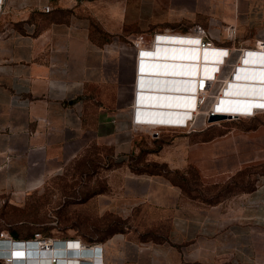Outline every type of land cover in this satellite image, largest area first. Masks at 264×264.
<instances>
[{"label":"crops","instance_id":"0c3cea01","mask_svg":"<svg viewBox=\"0 0 264 264\" xmlns=\"http://www.w3.org/2000/svg\"><path fill=\"white\" fill-rule=\"evenodd\" d=\"M196 26L215 47L235 49L229 57L234 68L226 70L230 75L243 52L264 50V0H5L0 199L42 189L69 168L85 176L99 161L106 184L117 189L124 220L151 207L164 236L158 242L143 240L140 230L126 228L96 243L103 264H264V123H258L264 122V112L240 118L257 123L248 131L206 141L176 129L186 135L148 153L147 162L164 165L168 173L186 176L187 169H195L204 185L224 184L253 169L254 184L242 197L205 204L185 196L170 176L144 174L143 164H110L113 158L138 156L141 134L159 138L132 123L133 81L144 58L138 55L152 50L134 44L155 36L185 39ZM227 26L237 29L234 42L224 40ZM258 100L264 99L252 103H263ZM241 201L250 206L241 207Z\"/></svg>","mask_w":264,"mask_h":264},{"label":"rangeland","instance_id":"374dc122","mask_svg":"<svg viewBox=\"0 0 264 264\" xmlns=\"http://www.w3.org/2000/svg\"><path fill=\"white\" fill-rule=\"evenodd\" d=\"M210 59L207 63H209ZM245 59L246 60L243 61V66L257 63L253 62L254 60L251 58ZM259 64L261 63L259 62ZM205 65L197 68L202 70ZM239 65L242 66L241 64ZM188 70L189 69H187V71L183 69L177 70L174 76L178 78H190V70ZM253 79V76H246V74L240 71L237 81L247 82ZM135 80L136 78H134V83ZM177 80H180L179 89H183L182 84H184L185 80ZM230 80L233 81L232 79ZM242 85L245 87H243L244 90L241 89L239 91L240 93H238L236 86L231 85L226 87L225 92L220 95V98H222L224 102L221 104L218 103L219 105L217 104L218 107L215 108L216 113L222 114L233 110L235 111L234 108L240 107V111L248 115L251 109L264 106L259 103H252V100H248L252 97V94L253 96L254 94L260 93L264 95V92L260 91L261 89L250 93L248 90L249 84ZM149 89L152 90L150 87ZM175 89L176 87L166 90L175 93ZM236 96L246 97L247 100H237L235 99L237 98ZM149 103L151 106H159L162 109L167 108L168 110H165L164 114L161 115L162 113L156 111L150 112L141 108L147 115L154 117L172 115V118H175V120L178 118L177 116L180 113L179 110H183L185 106V103L179 105L173 104L174 106L166 107H162L165 102L160 104L157 103V105L155 103L152 104V102ZM144 105H142V107ZM255 124L257 123H250L248 120L242 119H224L205 129H198L192 134L194 135V141H206L234 130L246 132L250 128L255 127ZM183 131L173 130L168 133H161L158 139L151 138L148 134H141L142 141L140 143L142 148L138 156L130 157L123 161H121L120 158H118V160L113 158V162H107V164L110 163L114 166L121 163H129L130 165L143 164L144 169L143 167L142 169L145 170L144 174H163L165 176H170L172 182L180 185L185 196L193 197L205 204L215 203L232 196H235V198L239 196L242 197L244 193L251 191L256 173L250 168L245 169V171L237 174L224 184L204 185L200 182L199 175L195 169H187L185 176V173H168L164 165L153 166L151 163L147 162L149 158L148 153L155 152L156 147L162 144H168L169 141L174 138L185 136L186 134ZM144 138L148 139V141H144ZM102 167L103 166L98 161L95 166H91L92 172L85 174V176H79L77 174V169H75L76 171L74 172L72 168H69L62 176L52 179L42 189L28 192L26 195L20 197H12L10 195L2 196L0 199V238H2L0 239L2 240L0 244L1 248L4 249L2 251L8 255L9 252H7V250L9 246H11V241L24 242L35 239H40L42 243L59 244L58 242L79 240L84 243L94 244L105 241L113 235L124 234L126 228L133 231L140 230V239H147L155 242L161 241L164 236L160 235L162 233L158 224L160 218L158 214H154L151 207L137 210L133 218L124 220V211H120L122 208L119 203L120 199L116 197L117 189H112V187L106 184L103 178L104 174L102 172ZM112 180L114 181L113 184L119 185L118 180ZM104 194H107L109 197ZM104 201H108L107 204ZM241 202L240 205L243 208L247 209V206H250L249 203L245 201ZM199 207L206 208L205 205H200ZM161 229L165 230V226H161ZM30 245H34V247H30ZM26 246L29 251L27 253L17 252L16 254L18 257L24 258L31 254L37 256V254H34L35 251H33L32 248L34 249L37 247L38 249L39 245L28 244Z\"/></svg>","mask_w":264,"mask_h":264},{"label":"built area","instance_id":"2783aa9c","mask_svg":"<svg viewBox=\"0 0 264 264\" xmlns=\"http://www.w3.org/2000/svg\"><path fill=\"white\" fill-rule=\"evenodd\" d=\"M5 0H0V13H1V7ZM45 12H49L50 8L44 7ZM207 36V32L205 29L201 28L200 26H196L190 33L183 35L182 37L193 41L195 43L196 48H200L204 51L209 52L210 56L212 57V61L207 64L206 66V75L195 77L194 84H193V95H190L191 98H188L187 100V110L185 112H189V115L183 122H179L176 124V121L174 118H172V115H166L165 117H154L147 115L143 110H141V107L139 103H137V98L140 95V88L136 86V82L139 77L135 80V99L133 102V110H132V123L137 128H150L152 129L151 133L155 137H160L161 128H168L172 130L176 129H182L187 133L196 132L198 129H205L209 127L210 125L217 123V122H209V117L213 115H222L216 113L214 111V107H216L215 102L217 98L220 97V95L225 92L226 87L229 85L228 80L230 78L235 77V73L239 70L238 67L235 68V72L226 75V70L232 67V65L229 63V57L230 55L235 51L234 48H222V47H215L214 44L211 41H205L204 38ZM237 36V29L234 26H227L223 28V37L224 40L227 42H234L236 40ZM160 37L155 36L152 41L150 42H143L142 40H138L134 46L139 48H148L150 49L153 43L157 44V39ZM155 44V45H156ZM261 49H264V45H261ZM141 51V50H139ZM147 51V50H146ZM249 51H246L242 53V55L247 54ZM146 53H143L142 51L139 52V57L143 56ZM142 60L138 61V68L137 73H140L141 66H142ZM234 67H232L233 69ZM140 76V75H138ZM139 100V98H138ZM220 102L222 100H219ZM260 102H263L264 100H258ZM236 109V108H235ZM264 112V110H255L250 115L246 116L245 114L241 115H224L225 120H239L240 118H253L258 113ZM180 117H184L183 115H180ZM2 239V238H0ZM2 240H0L1 242ZM12 244L15 243H21V244H36L39 245V247H51L47 246V242H40V239H35L32 241H24V242H17V241H11ZM62 247L65 248L66 244H74L76 245L75 248L70 249L72 251V254L74 256H77L78 259H76L78 264H103L102 262V250L98 249V245L96 243L90 244V243H84L79 240H68L61 242ZM1 244H0V263L1 264H11V258L10 253L6 255L1 250ZM34 254H37V247L34 249ZM63 251H59L57 254L53 255L51 264L57 263L56 260L58 259H64L67 255L64 249ZM71 253V252H70ZM69 254V253H67ZM79 256V257H78ZM86 259H92L91 262H87ZM86 261V262H82Z\"/></svg>","mask_w":264,"mask_h":264},{"label":"bare ground","instance_id":"6f19581e","mask_svg":"<svg viewBox=\"0 0 264 264\" xmlns=\"http://www.w3.org/2000/svg\"><path fill=\"white\" fill-rule=\"evenodd\" d=\"M157 40H158L157 42H162V44L153 43L151 46L152 50L150 51L152 53H150L147 50V53L144 54L143 56L144 57L152 56V57H157L159 59L162 58L161 60L172 61V62H162V63H165V67L169 66V68L172 67V69L171 70H165V69H162L160 67L159 68H153V69H151L149 67L147 68V65L150 63V61L144 60V58H143V60H142L143 63H142L140 74H139L140 76H138L139 78L137 80V85L139 83V85H140L139 87H140V91H141L140 95H139V100H141V102H140L141 106L140 107L142 109L148 110L150 112L156 111L158 113H162L161 115H163L164 111L168 110L167 108L162 109L159 106H151V104L149 103V102H152V104L155 103L157 105V103L160 104L163 102H155V101H151V100L150 101H147V100L144 101L145 94L142 92V89H146V86H147V89H146L147 91L167 93V94L161 95V97L166 99V102H167V103L165 102L162 107L174 106V105H179L181 103H185L183 110H179L180 112L183 113L184 117H182L181 120H175V118H174V120L176 121V124H177L179 122H183L187 118V116L189 115V112H185V111L188 108L187 107L188 106L187 100H188V98H191L190 95H193V84H194L193 79L197 76L200 77V76L206 75V69L196 71V68L207 64V61L210 58L211 59L209 62H211L213 59L210 56L209 52L204 51L200 48H196L195 46L191 47V45L195 44L193 41H189L187 39H181V38L170 39V40L159 38ZM165 41H166V43H165ZM162 49H167V50H162ZM263 51L264 50L259 51V52H250L249 51L247 54L243 55V57L240 60V64L242 66H240V65L238 66V68H241L242 70L239 69L235 73L236 76L233 78H230V79H232L233 81L235 79V81H236L238 79V75H239L240 71H242V73L245 74L246 72H248L252 69H259V72H260L259 76L264 75V53H263ZM245 58H251L254 60L253 62H257V63H251L249 66H243L244 65L243 61L246 60ZM259 62L261 64H259ZM256 67H258V68H256ZM182 69L184 71H187V69H189L190 71L189 70L188 71H189L191 77L190 78H178V77L174 76L175 71L182 70ZM193 70H195V71H193ZM168 71H171V72H168ZM257 73L258 72H256V74ZM252 74H253V72L249 75L252 76ZM142 75H145V76H142ZM259 76L254 77V79L252 81L234 82L238 93H240L239 91L241 89L244 90L243 87H245V86L242 84H249L248 90L250 91V93H253V91H258L260 89H261L260 91L264 92V76H262V77H259ZM177 79L185 80L184 84H182L183 86L181 85L183 87V89L182 88L179 89V86H180L179 81L180 80L178 81ZM186 80H188V81H186ZM190 81L192 82L191 83L192 86H191V88L190 87L188 88ZM233 81L228 80L227 81V82H229L228 86H230L233 83ZM255 81H259V82H257L259 84H252ZM238 85H240V87ZM149 87L152 90H150ZM174 87H176L175 93L166 90V89H168V90L173 89ZM154 95H156V94H154ZM262 95H263V93L254 94V96L252 94V97H250V99H248V100L253 101L254 98L255 99H257V98L264 99V95L263 96ZM152 97H154V96H152ZM236 97L237 98H235V99H237V100H247V98L246 97L244 98L243 96H236ZM219 100H222V98H220V97L217 98V100H216L217 103L215 102L216 107H214V111H215V108H217L218 105L223 102V101L220 102ZM142 105H144L143 107H145V108H157L158 110L145 109L142 107ZM262 105H264V101H263ZM255 110H258V111L264 110V106H262L260 108L251 109L250 114L253 113ZM223 114L228 115V116H230V115L236 116V115H241L244 113L240 111V107H239L238 109H235V111L233 110V111H229L226 113H222V115ZM250 114H248V115H250ZM248 115H246V116H248ZM183 118H185V119H183ZM0 243H2V242H0ZM58 243L59 244L47 243V246H51V247H45L44 245H43V247H38L37 256H33L32 254L28 255V256L24 255L25 256L24 258L17 256V254H16L17 252L27 253L29 251L27 249V246L25 243L24 244H21V243L12 244L11 243L10 244L11 246H9L7 252H9L11 255L10 256L11 264H51L53 255L57 254L59 251H63L62 249H64L67 256L64 259L60 258V259L56 260L57 263H54V264H66V263L69 264V263L77 262L76 261V259H78L77 256H74V254H72V251H70V249L72 250V248H75L76 245L66 244L65 248H64V247H62L63 246L62 243H60V242H58ZM30 247H34V245H30ZM34 249L32 248L33 251H35ZM67 253H69V254H67ZM82 262L84 263L86 261H82Z\"/></svg>","mask_w":264,"mask_h":264},{"label":"water","instance_id":"95a60500","mask_svg":"<svg viewBox=\"0 0 264 264\" xmlns=\"http://www.w3.org/2000/svg\"><path fill=\"white\" fill-rule=\"evenodd\" d=\"M167 49H162V50H167ZM147 57H144V60H149L150 61V63L147 65V68L149 67V68L153 69V68H159L160 67V68L165 69V70H171L172 69V67L169 68V66L165 67V63H162V62H172V61L161 60L162 58L159 59L157 57H152V56H150L148 58ZM256 68H258V67H256ZM252 72H253V74H252L253 77H258L260 75L259 69H252V70L246 72L245 74L249 75ZM256 72H258V73L256 74ZM142 76H145V75H142ZM262 76H264V75H261L259 77H262ZM257 82H259V81H255L252 84H259ZM238 86L240 87V85H238ZM142 92L145 94V96H144L145 98L143 97L144 101L145 100H147V101L151 100V101H155V102H166V99L161 97V95H164V94H167V93H164V92H152V91H147L146 89H142ZM154 94H156V95H154ZM152 96H154V97H152ZM143 108H145V107H143ZM145 109L158 110L157 108H145ZM224 119H225V116H223V115H213V116L209 117V122H218V121H221V120H224Z\"/></svg>","mask_w":264,"mask_h":264}]
</instances>
